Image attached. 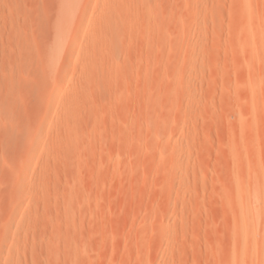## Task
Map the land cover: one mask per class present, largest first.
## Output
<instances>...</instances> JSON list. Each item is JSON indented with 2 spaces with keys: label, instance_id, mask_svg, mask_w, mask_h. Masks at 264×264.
I'll use <instances>...</instances> for the list:
<instances>
[{
  "label": "rangeland",
  "instance_id": "rangeland-1",
  "mask_svg": "<svg viewBox=\"0 0 264 264\" xmlns=\"http://www.w3.org/2000/svg\"><path fill=\"white\" fill-rule=\"evenodd\" d=\"M0 168V264H264V0H0Z\"/></svg>",
  "mask_w": 264,
  "mask_h": 264
},
{
  "label": "bare ground",
  "instance_id": "bare-ground-1",
  "mask_svg": "<svg viewBox=\"0 0 264 264\" xmlns=\"http://www.w3.org/2000/svg\"><path fill=\"white\" fill-rule=\"evenodd\" d=\"M107 1H108V0H107ZM112 1H113V0H112ZM121 1H122V0H121ZM123 1H124V0H123ZM129 1H130V0H129ZM107 3H108V2H107ZM124 3H126V2H124ZM130 3H131V2H130ZM130 3H129V4H130ZM147 3H148V2H147ZM112 4H113V3H112ZM132 4H133V3H132ZM132 4H130V5L132 6ZM105 5H106V4H105ZM122 5H123V4H122ZM126 6H127V4L125 5V7H126ZM145 6H146V5H145ZM129 7H130V6H129ZM134 7H135V5H134ZM80 8H81V7H80ZM139 8H140V7H139ZM123 9H125V8H123ZM130 9H133V8L131 7ZM118 10H119V9H118ZM134 10H136V8H135ZM113 11L115 12V10H113ZM122 11H124V10H122ZM132 11H133V10H132ZM83 12H84V11H83ZM124 12H125V11H124ZM130 12H131V11H130ZM133 12H134V11H133ZM133 12H132V13H133ZM81 13H82V12H81ZM106 14H107V13H106ZM106 14H105V15H106ZM112 14H113V13H111V15H112ZM133 14H134V13H133ZM133 14H132V15H133ZM103 15H104V14H103ZM105 15H104L103 18H105ZM111 15H110V16H111ZM113 15L115 16V14H113ZM120 15H121V14H120ZM110 16H109V17H110ZM101 17H102V16H101ZM147 17H148V15H147ZM118 18H119V17H118ZM124 18H125V17H124ZM126 18H127V17H126ZM130 18H131V17H130ZM78 19H79V18H78ZM105 19H106V18H105ZM125 20H126V19H125ZM102 21H103L102 23L104 24V20H102ZM81 22H82L81 19L75 21V23H74V25H73V27H72L71 40H73V39L76 37V34L79 33V30H81V28H80V27H81V26H80V25H81ZM108 22H109V21H108ZM130 22H131V21H130ZM100 23H101V22H100ZM125 23H126V21H125ZM107 25H109V24H107ZM67 27H68V26H67ZM148 27H149V26H148ZM152 27H153V26H152ZM152 27H151V28H152ZM149 28H150V27H149ZM101 29H102V28H101ZM113 29H114V28H113ZM116 29H117V28H116ZM130 29H131V28H130ZM65 30H66V29H65ZM84 30H85V29H84ZM89 30H90V29H89ZM105 30H107V29H105ZM111 30H112V29H111ZM150 30H151V29H150ZM86 31L88 32L87 29H86ZM107 31H108V30H107ZM109 31H110V30H109ZM109 31H108V32H109ZM113 31H114V30H112V32H113ZM131 31H132V30H131ZM148 31H149V30H148ZM84 32H85V31H84ZM102 32H103V31H102ZM105 32H106V31H105ZM105 32H104V33H105ZM118 32H119V31H118ZM91 33H92V32H91ZM99 33L101 34V32H99ZM106 33H107V32H106ZM106 33H105V35H103V34H102V35L108 37V34H106ZM114 33L116 34V32H114ZM114 33H113V34H114ZM126 33H127V32H126ZM93 34H94V33H93ZM109 34H110V33H109ZM102 35H101V37H102ZM110 35H111V34H110ZM87 36H88V34H87ZM87 36H86V37H87ZM97 36H98V34H97ZM112 36H113V35H112ZM112 36H111V38H112ZM22 37H23V36H22ZM89 37H90V36H89ZM98 37H99V36H98ZM101 37H100V38H101ZM115 37H116V36H115ZM115 37L111 39V42L113 43L112 46H113L115 43H117ZM84 38H85V37H84ZM93 38H95V36H94ZM105 38H106V37H105ZM22 39H23V38H22ZM82 39H83V38H81V40H82ZM95 39H97V37H96ZM108 39H109V38H106L105 40H108ZM23 40H24V39H23ZM84 40H85V39H84ZM84 40H83V41H84ZM87 40H88V38H87ZM92 40H93V41H92ZM97 40H98V39H97ZM101 40H102V38H101ZM103 40H104V39H103ZM109 40H110V39H109ZM75 41H76V40H75ZM75 41H74V42H75ZM78 41H80V40H77V42H78ZM88 41H89V40H88ZM91 41L97 43V41L94 40V39H92V38H91ZM98 42H99V41H98ZM100 42H101V41H100ZM102 42H103V41H102ZM106 42H107V41H106ZM22 43H23V41H22ZM71 43H72V42H71ZM80 43H81V42H80ZM95 43H92V45L94 46ZM125 43H126V42H125ZM98 44H99V43H97L96 46H97ZM102 44H103V43H102ZM108 44H109V43H108ZM71 45L73 46L74 43L71 44ZM71 45H70V43H69V46H71ZM78 45H80V44H78ZM115 45H117V44H115ZM44 46H45V45H44ZM44 46H43V47H44ZM80 46H81V45H80ZM80 46H79V47H80ZM125 46H126V45H125ZM97 47H98V46H97ZM97 47L94 48V52L97 51V50H95V49H97ZM102 47H103V46H102ZM109 47H110V46H109ZM72 48H73V47H72ZM104 48H105V46H104ZM110 48H111V47H110ZM113 48H115V47H113ZM113 48H112V50H113ZM90 49H91V48H90ZM99 49H100V45H99ZM115 49H116V48H115ZM74 50H75V49H74ZM74 50H70V51H69L70 55L73 54V51H74ZM92 50H93V48H92ZM101 50H102V48H101ZM103 50H104V49H103ZM112 50H111V51H112ZM118 50H119V49H118ZM130 50H131V49H130ZM31 51H32V50H31ZM85 51H86V50H85ZM85 51H84V52L80 51V52H82V53L84 54V57H85V58H88L87 55H88L89 53H86ZM89 51H90V50H89ZM98 51H99V50H98ZM109 51H110V49H109ZM109 51H108V52H109ZM111 51H110V52H111ZM37 52H38V51H37ZM15 53H16V52H15ZM74 53H75V52H74ZM90 53H91V52H90ZM100 53H101V52H100ZM77 54L81 55V53H77ZM85 54H86V55H85ZM95 54H96V53H95ZM97 54H98V53H97ZM111 54H112V53H111ZM34 55H35V54H34ZM93 55H94V54H93ZM93 55H92V56H93ZM112 56H113V55H112ZM17 57H18V56H17ZM101 57H103V56H101ZM106 57H107V56H106ZM110 57H111V55H110ZM107 58H108V57H107ZM116 58H117V57H116ZM99 59L102 60L101 58H99ZM103 59H104V58H103ZM109 59H110V58H109ZM111 59H112V57H111ZM114 59H115V57H114ZM37 60H38V59H37ZM83 60H84V59H83ZM85 60H86V59H85ZM88 60H89V58H88ZM93 60H94V59H93ZM100 60H99V61H100ZM105 60H106V59H105ZM115 60H116V59H115ZM99 61H97V63H98ZM34 62H35V61H34ZM87 62H88V61H87ZM92 62H93V61H92ZM106 62H107V61H106ZM115 62H116V61H115ZM115 62H114V63H115ZM88 64H89V63H88ZM88 64H87V68H91V67H88ZM105 64H107V63H105ZM89 65H91V62H90ZM121 65H122V64H121ZM33 66H34V65H33ZM35 66H36V65H35ZM85 66H86V65H85ZM85 66H84V67H85ZM113 66H114V65H113ZM108 67H109V66H108ZM121 67H122V66H121ZM52 68H53V67H52ZM82 68H83V67H82ZM50 69H51V68H50ZM60 69H61V68H60ZM106 69H107V68H106ZM53 70H54V69H53ZM83 70H84V69H83ZM85 71H86V70H85ZM50 72H52V71H50ZM82 73H83V72H82ZM85 73H86V72H85ZM59 74H60V73H59ZM20 75H21V74H20ZM107 76H108V75H107ZM53 79H54V78H53ZM46 85H47V84H46ZM55 90H56V89H55ZM55 90H53L52 95H51V98H50L48 101H46V103H45L47 106H50V104L53 103L52 106L54 107V109H56V107H58V104H59V103H58V99H57V98L55 99V96H57ZM44 108H45V109H43L44 111L41 113V116H42V117L39 119V120L41 121V123H42V122H45L47 116H49V114H51V111L48 110L49 107H44ZM71 112H72V111H71ZM47 130L49 131V129H46V130H45V128L43 129V127L40 126V127L37 129L36 133H37L38 135H40V134H43L44 131L47 132ZM44 134H46V133H44ZM49 134H50V133H49ZM48 137H49V136H48ZM58 139H60V138H58ZM66 139H67V138H66ZM64 140H65V139H64ZM53 141H54V140H53ZM62 141H63V139H62ZM36 144H37V143H36ZM54 144H55V143H54ZM47 145H48V143H47ZM52 145H53V144H52ZM64 145H65V144H64ZM86 145H87V144H86ZM53 146H54V145H53ZM71 146H72V145H71ZM35 147H36V146H35ZM59 148H60V147H59ZM80 148H81V147H80ZM33 149H34V148H33ZM60 149H61V148H60ZM55 152H56V151H55ZM71 159H72V158H71ZM45 162H46V161H45ZM71 162H72V161H71ZM44 164H45V163H44ZM72 168H73V167H72ZM0 169H1V168H0ZM73 171H74V170H73ZM48 173H49V172H48ZM61 173H62V172H61ZM79 177H80V176H79ZM23 179H24L23 175H20V176L17 178V182H18V185H19L18 188H23V187H24V181H23ZM68 180H70V179H68ZM62 183H63V182H62ZM0 184H1V183H0ZM2 184H3V183H2ZM45 186H46V185H45ZM65 189H66V188H65ZM6 233H7V232H6V230L4 229V230L2 231V233H1V235H0L1 238H4V237L6 236Z\"/></svg>",
  "mask_w": 264,
  "mask_h": 264
}]
</instances>
